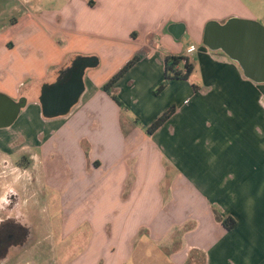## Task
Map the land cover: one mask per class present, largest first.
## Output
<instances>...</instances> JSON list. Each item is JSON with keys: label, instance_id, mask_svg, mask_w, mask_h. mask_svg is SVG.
I'll return each mask as SVG.
<instances>
[{"label": "crops", "instance_id": "crops-1", "mask_svg": "<svg viewBox=\"0 0 264 264\" xmlns=\"http://www.w3.org/2000/svg\"><path fill=\"white\" fill-rule=\"evenodd\" d=\"M67 2L47 15L36 6L39 13L25 21L27 34L19 42L0 36V188L6 179L23 187L18 210L36 207L42 196L48 210L60 195L67 206L65 225H74V233L86 225L92 233L85 264H264V84L247 79L237 62L203 43L211 21L264 24L259 5ZM44 38L54 45L43 44ZM102 53L121 61L106 71L100 67ZM172 57L188 60L193 72L161 90ZM79 58L98 61L85 71L79 102L65 116L46 117L41 87L62 80ZM134 58L136 64L112 89L119 105L103 87ZM184 63L174 69L184 72ZM202 98L224 111L213 116L218 129L235 137L249 132L260 141L213 146L219 154L229 151L232 161L226 168L209 155L210 184L194 173L193 156L174 140L184 135L185 110L190 113V105ZM21 101L24 107L6 127L11 115L6 105ZM172 107L171 118L148 134L145 129ZM252 171L258 179H251ZM230 217L237 223L232 230L223 225Z\"/></svg>", "mask_w": 264, "mask_h": 264}, {"label": "rangeland", "instance_id": "rangeland-1", "mask_svg": "<svg viewBox=\"0 0 264 264\" xmlns=\"http://www.w3.org/2000/svg\"><path fill=\"white\" fill-rule=\"evenodd\" d=\"M242 1L251 6L259 5V18L261 17L264 12V0ZM67 5H69L67 0H6L3 8L0 10V36L1 38L3 37L5 41L19 42L20 37L27 34L26 29L28 28V24H26L25 21L31 19L34 13L36 15L39 13L35 11L36 6H40L42 8L41 12L47 15L54 10H62ZM18 22L19 24L14 26V24ZM52 34L54 35L53 32ZM29 44L34 46V39H31ZM43 44H48L51 47L54 45V43L51 44L50 40L46 38H44ZM26 52L30 53V57L33 59L35 54L34 48L32 49L28 46ZM17 54L18 53L15 52L14 57H17ZM101 57L103 58V63L100 67L103 65L106 71L117 66L118 62L121 61L118 55L115 57L116 61H114L113 58L108 59L106 53H102ZM43 88L44 86L41 87V95L43 93ZM22 100L24 101L25 98H22ZM199 101H201V104ZM190 108V113H188L189 110L186 109L183 117H181L183 126L180 133L184 135L174 140L179 141L182 148L191 153L197 167L194 173H197L200 179L204 180L205 184L211 183L209 179L214 172V167L209 164V155L212 157L214 156V158L218 156L220 165L223 164L226 168L232 161L229 151L226 150L219 154L221 150L218 149L216 152L213 146L217 145V148H224L231 145L233 147H239L242 145L257 146L260 144L259 140L250 137L249 132L240 137H235L227 131L218 129L213 122V116L221 115L224 111L219 105H212L210 107L208 99H199L198 102H194L190 105ZM152 125L153 124H151V126ZM251 179H258L255 171H252ZM4 182H6V185L0 188V196H3V200L0 201V220L3 215H8L10 218L17 219L18 215H22L21 211L23 214L25 212V220L29 222L28 227L32 234L23 248L12 250L9 260H0V264H85V253L87 251L85 248L89 242H91L92 233H87L89 229L86 225L83 227L78 226L75 233L73 232L74 225H65L66 219L64 215L66 214L67 206L61 200L60 195L56 196L55 201L48 203V210L43 207L46 203L43 202L45 197L42 196V202L39 204L37 203L36 207L32 205L26 207L22 206L18 213L16 209L18 203H6V194H4V192L10 193L12 191L16 195L19 192L21 194V189L23 190V187L19 189L12 179H6ZM6 189L7 191H5ZM217 196L219 197L218 194ZM220 197L222 198V196ZM12 210H15L13 215L11 213ZM226 219H224V221H226Z\"/></svg>", "mask_w": 264, "mask_h": 264}, {"label": "water", "instance_id": "water-1", "mask_svg": "<svg viewBox=\"0 0 264 264\" xmlns=\"http://www.w3.org/2000/svg\"><path fill=\"white\" fill-rule=\"evenodd\" d=\"M203 43L212 51L222 50L231 60L237 62L247 79L264 84L262 23L238 18L229 19L225 24L211 21L205 27ZM97 64L96 58H79L62 80L53 86H45L41 97L43 114L48 118L67 115L79 102L85 90L86 69ZM22 107L24 104L19 105L9 116L6 127L15 122Z\"/></svg>", "mask_w": 264, "mask_h": 264}, {"label": "flooded vegetation", "instance_id": "flooded-vegetation-1", "mask_svg": "<svg viewBox=\"0 0 264 264\" xmlns=\"http://www.w3.org/2000/svg\"><path fill=\"white\" fill-rule=\"evenodd\" d=\"M23 101L17 104L8 103L6 107L8 108L9 114H12L15 109L22 105ZM6 203H18L16 209L19 213V200L18 196L14 192H10L7 195ZM13 205V204H12ZM15 210H12V215ZM24 217L20 214L17 219L10 218L6 216L0 220V260L8 261L10 258V253L12 250H17L23 248V246L31 238V230L28 225L23 222ZM31 226V225H30ZM3 263V262H2Z\"/></svg>", "mask_w": 264, "mask_h": 264}, {"label": "trees", "instance_id": "trees-1", "mask_svg": "<svg viewBox=\"0 0 264 264\" xmlns=\"http://www.w3.org/2000/svg\"><path fill=\"white\" fill-rule=\"evenodd\" d=\"M6 0H0V10L2 9V6L4 5ZM138 61L137 58L132 59L129 61L125 67L117 74L115 75L104 87L103 90L107 92L111 97L119 104L121 105L120 100L117 98V96L113 93L112 89L116 82L131 68L133 67L136 62ZM182 61H185L184 63V72L177 71L174 69L176 65L181 63ZM169 63H172L171 66L167 65V76L165 81L162 83L160 89L163 90L165 86L167 85V82L172 79H189L192 72H193V66L189 63L188 60L184 58L179 57H172L168 60ZM175 113V108L172 107L169 109L165 114H163L157 121L153 123V125L147 129L148 134H153L155 131H157L161 126H163ZM236 221L233 218H228L226 221L223 222V225L228 229L232 230L236 226Z\"/></svg>", "mask_w": 264, "mask_h": 264}]
</instances>
